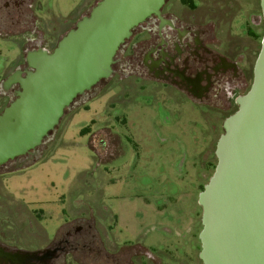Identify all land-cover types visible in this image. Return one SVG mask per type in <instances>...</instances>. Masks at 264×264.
Here are the masks:
<instances>
[{"label":"rangeland","instance_id":"374dc122","mask_svg":"<svg viewBox=\"0 0 264 264\" xmlns=\"http://www.w3.org/2000/svg\"><path fill=\"white\" fill-rule=\"evenodd\" d=\"M93 1L44 0V7L59 25L58 16L74 20ZM17 53L16 42L0 38V68ZM115 83L62 118L40 160L6 176L4 236L19 247L42 248L63 223L87 215L110 248L153 255L129 257L135 264L142 257L147 264H202L197 196L214 169L220 129L208 139L211 128L194 103L137 90L132 78L120 80L121 89ZM89 124L117 134L115 151L103 157L91 147L90 133L82 132Z\"/></svg>","mask_w":264,"mask_h":264},{"label":"flooded vegetation","instance_id":"af4514ba","mask_svg":"<svg viewBox=\"0 0 264 264\" xmlns=\"http://www.w3.org/2000/svg\"><path fill=\"white\" fill-rule=\"evenodd\" d=\"M97 1L74 20L58 16L62 20L58 25L48 18L44 0H0V38L12 39L18 45V53L0 68V122L5 108L20 98L29 78ZM202 8L205 13H199ZM263 31L259 0H165L159 13L138 24L117 50L111 75L77 93L60 121L102 92L111 80L121 89L119 81L132 78L137 90L150 88L163 92L173 102L180 99L194 103L205 126L211 128L206 131L209 139L215 130L221 133L222 121L237 108V98L248 90ZM58 125L50 131L52 138ZM102 130L90 128L88 141L105 157L115 151L117 134H101ZM46 138L0 159V191L7 175L44 156L52 139ZM3 228L0 217V264H135L129 257L136 254L153 259L147 250L122 253L119 248H110L113 244L101 238L95 219L87 215L63 223L47 245L36 249L9 242ZM143 259L141 262L147 264Z\"/></svg>","mask_w":264,"mask_h":264},{"label":"water","instance_id":"95a60500","mask_svg":"<svg viewBox=\"0 0 264 264\" xmlns=\"http://www.w3.org/2000/svg\"><path fill=\"white\" fill-rule=\"evenodd\" d=\"M164 2L98 0L5 108L0 159L52 138L73 97L111 75L117 50ZM221 127L214 169L197 196L198 257L202 264H264V31L252 82Z\"/></svg>","mask_w":264,"mask_h":264},{"label":"trees","instance_id":"16d2710c","mask_svg":"<svg viewBox=\"0 0 264 264\" xmlns=\"http://www.w3.org/2000/svg\"><path fill=\"white\" fill-rule=\"evenodd\" d=\"M90 127H91V124L89 125H86L83 129H82V132H89L90 131ZM203 187V184L201 185L200 189H202Z\"/></svg>","mask_w":264,"mask_h":264},{"label":"crops","instance_id":"0c3cea01","mask_svg":"<svg viewBox=\"0 0 264 264\" xmlns=\"http://www.w3.org/2000/svg\"><path fill=\"white\" fill-rule=\"evenodd\" d=\"M201 190V189H200ZM200 208V207H199ZM201 209V208H200ZM89 210H91V209H89ZM90 212V211H89ZM201 214V213H200ZM192 230V232H193V229H191Z\"/></svg>","mask_w":264,"mask_h":264}]
</instances>
